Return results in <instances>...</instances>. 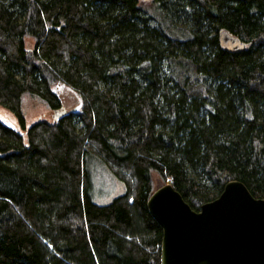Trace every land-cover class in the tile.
I'll list each match as a JSON object with an SVG mask.
<instances>
[{
  "label": "trees",
  "instance_id": "trees-1",
  "mask_svg": "<svg viewBox=\"0 0 264 264\" xmlns=\"http://www.w3.org/2000/svg\"><path fill=\"white\" fill-rule=\"evenodd\" d=\"M56 83L79 110L26 128ZM0 104L25 130L0 122V264H160L153 172L194 210L231 180L264 198V0H0ZM90 159L122 195L93 202Z\"/></svg>",
  "mask_w": 264,
  "mask_h": 264
},
{
  "label": "water",
  "instance_id": "water-1",
  "mask_svg": "<svg viewBox=\"0 0 264 264\" xmlns=\"http://www.w3.org/2000/svg\"><path fill=\"white\" fill-rule=\"evenodd\" d=\"M218 42L231 53L250 46L226 30ZM66 113L61 105L52 120ZM146 205L162 229L160 264H264V198L253 196L241 181H228L199 210L170 182L154 189Z\"/></svg>",
  "mask_w": 264,
  "mask_h": 264
},
{
  "label": "rangeland",
  "instance_id": "rangeland-1",
  "mask_svg": "<svg viewBox=\"0 0 264 264\" xmlns=\"http://www.w3.org/2000/svg\"><path fill=\"white\" fill-rule=\"evenodd\" d=\"M33 43L32 39H26L27 47L32 48ZM53 89L60 97L61 105L67 112L76 113L79 110L81 99L73 89L63 83L54 84ZM22 112L26 128L39 119L52 120L53 114L52 109H49L41 100L32 96L23 97ZM0 122L16 131L25 133L18 116L2 104H0ZM87 170L90 174V192L93 202L107 204L125 192L124 182L118 179L103 161L96 162L90 159L87 162ZM152 180L154 188L159 187L163 183L155 172L152 173Z\"/></svg>",
  "mask_w": 264,
  "mask_h": 264
}]
</instances>
